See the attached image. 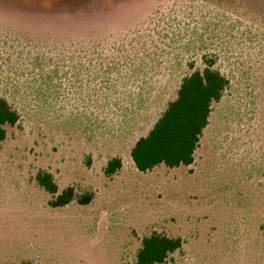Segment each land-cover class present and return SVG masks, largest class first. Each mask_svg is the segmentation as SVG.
I'll return each mask as SVG.
<instances>
[{"label":"rangeland","instance_id":"374dc122","mask_svg":"<svg viewBox=\"0 0 264 264\" xmlns=\"http://www.w3.org/2000/svg\"><path fill=\"white\" fill-rule=\"evenodd\" d=\"M109 48L111 84L79 59ZM209 54L229 84L194 162L138 172L130 149ZM0 96L20 115L0 145V264H133L151 232L182 240L165 264H264V0H0ZM39 170L91 201L51 208Z\"/></svg>","mask_w":264,"mask_h":264},{"label":"trees","instance_id":"16d2710c","mask_svg":"<svg viewBox=\"0 0 264 264\" xmlns=\"http://www.w3.org/2000/svg\"><path fill=\"white\" fill-rule=\"evenodd\" d=\"M100 51L92 58L79 59L88 63V70H92L96 77H104L106 83L111 84L121 78V48ZM201 61L202 68L180 79L174 99L167 102L147 133L139 137L130 149V159L138 172L145 173L160 165L176 169L194 162V154L209 124L212 107L222 99L229 84L226 76L215 67L217 59L214 55H203ZM99 118L97 113L93 114L95 122ZM19 119L18 111L0 96V145L6 139L7 127L15 126ZM120 168V159L113 157L106 162L103 174L110 178ZM34 180L51 196L48 202L51 208H62L73 201L87 205L91 201V194L78 196L71 187L58 193L57 184L48 171L39 170ZM260 230L264 237V218ZM181 246L179 237L151 232L140 239L133 264H165Z\"/></svg>","mask_w":264,"mask_h":264}]
</instances>
